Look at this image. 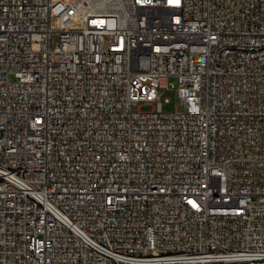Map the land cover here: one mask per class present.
Wrapping results in <instances>:
<instances>
[{
	"label": "built area",
	"instance_id": "built-area-1",
	"mask_svg": "<svg viewBox=\"0 0 264 264\" xmlns=\"http://www.w3.org/2000/svg\"><path fill=\"white\" fill-rule=\"evenodd\" d=\"M0 264H264V0H0Z\"/></svg>",
	"mask_w": 264,
	"mask_h": 264
},
{
	"label": "rangeland",
	"instance_id": "rangeland-1",
	"mask_svg": "<svg viewBox=\"0 0 264 264\" xmlns=\"http://www.w3.org/2000/svg\"><path fill=\"white\" fill-rule=\"evenodd\" d=\"M169 84L173 86V88L175 89L177 87L176 84V80L175 79H169ZM161 96H160V100L162 102V111L164 113H172L174 112L176 109L178 111H182V105L180 103V101L173 95L172 92L166 91V90H162L161 92ZM165 100H168V103H165ZM152 109V105H141V106H134L133 110H140L141 112H149Z\"/></svg>",
	"mask_w": 264,
	"mask_h": 264
}]
</instances>
